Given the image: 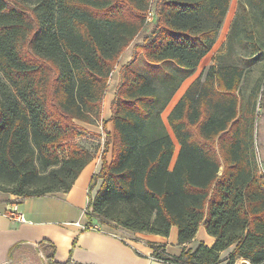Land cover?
<instances>
[{"label":"trees","instance_id":"obj_1","mask_svg":"<svg viewBox=\"0 0 264 264\" xmlns=\"http://www.w3.org/2000/svg\"><path fill=\"white\" fill-rule=\"evenodd\" d=\"M229 3L0 0V190L19 197L69 190L94 158L75 140L77 121L101 119L106 139L90 183L88 226L166 236L176 226L179 254L152 244L154 257L172 264H216L230 246L227 264H264V170L255 135L264 113L257 117L251 97L242 107L245 67L220 54L173 105L167 120L179 144L174 162L176 143L162 116L216 43ZM150 13L154 27L120 66L111 116L103 119L117 61L148 28ZM236 27L235 20L228 51ZM246 37L260 53L264 43ZM140 53L151 63H173L162 86L135 65ZM260 89L264 112V79ZM201 224L214 242L187 247ZM44 247L50 264H73L56 261L53 244Z\"/></svg>","mask_w":264,"mask_h":264},{"label":"crops","instance_id":"obj_2","mask_svg":"<svg viewBox=\"0 0 264 264\" xmlns=\"http://www.w3.org/2000/svg\"><path fill=\"white\" fill-rule=\"evenodd\" d=\"M220 43L222 42L218 43L217 39L212 49L203 57L198 73L194 74L196 70L183 80L182 84L186 85H180L179 89L183 90L177 100L201 74L206 64H217L213 55L218 51ZM246 77L244 73L240 91L237 92L243 108L247 107L254 86L253 81L252 87H243L247 81ZM263 113L261 110L259 114ZM111 123L109 121L107 127L113 131ZM260 123L264 143V116ZM108 158L111 159V151ZM101 165L102 152L82 169L69 190L56 194L19 197L12 192L0 190V264H50L44 247L50 244L55 246L54 259L62 263L69 261L73 264H172L156 259L152 244H164L168 251L179 254L183 244L178 242V230L173 234L174 226L166 236L146 231L132 232L123 228L110 230L105 226L84 229L76 223L89 221L86 211L90 183ZM99 185L100 182L94 187L92 194L98 190ZM16 202L24 220H16L9 215ZM214 240L215 237L201 224L195 238L187 243V247L196 248L202 241L211 245ZM233 247L222 251L223 259L216 264H227V256Z\"/></svg>","mask_w":264,"mask_h":264},{"label":"rangeland","instance_id":"obj_3","mask_svg":"<svg viewBox=\"0 0 264 264\" xmlns=\"http://www.w3.org/2000/svg\"><path fill=\"white\" fill-rule=\"evenodd\" d=\"M155 1V0H154ZM152 10H155V4L153 3ZM154 12V11H153ZM154 16V13H153ZM152 16L150 15V18H148V21H152ZM236 20L237 27L235 28L233 35H232V46L231 49L228 51L229 47V37L228 33L231 27V24ZM154 27L153 21L148 25V28L143 30L140 35H138L126 48L120 59L117 61V65L115 67V70L113 71V75L111 77L114 78V80L110 79L109 86L107 89L106 94L104 95V99L102 101V118L107 119L111 116V103L114 96V91L118 82L117 76H119V68L120 66L127 62L131 57L133 56V50L134 46L137 42H144V37L146 34H149ZM252 34L254 38L259 40L260 42L264 43V5L263 7H255L252 6L250 3H246L244 0H230L228 10L224 19V22L220 28L219 35H218V43H220V47L218 48V51L214 53V57L216 59V62L218 61V56L220 54H224V52H227L224 59L226 61H235L240 63L241 65H244L246 68V78L247 81L244 83L243 87L246 85L251 86V82L254 81V86L251 89V97L255 101V110L258 111L257 117L261 114V82L264 78V45L262 44V49L260 53L254 54L252 51V44L249 42V39H247L246 35ZM135 65L142 71H144L146 74L150 76L153 83H155L158 86H162V80L161 78L165 73H168L172 67L173 63L171 62H164V63H151L145 59L143 56V53H140ZM210 64H206L203 68V71L201 72L202 75L205 76ZM248 67V68H247ZM172 70V69H171ZM197 71L194 74L198 73ZM251 76L253 78L251 79ZM182 84V83H181ZM183 86L186 85V83L182 84ZM182 87V86H181ZM248 87V86H246ZM181 90L178 89V91L173 96L170 103L167 105V107L163 110L162 116L165 121V123L168 126V129L170 130L171 134L173 135L174 141L176 143V153L174 156V159L172 162H174L177 151L179 149V144L177 139L175 138L171 128L169 127L167 116L177 100ZM260 113V114H259ZM264 116V115H263ZM78 124L81 127V134H79L75 140L88 148L91 152H93L94 157L97 155H100V153L103 150L104 141L106 139V133L102 127V120H96L95 122H85V121H77ZM112 126V123L110 124ZM262 131L258 130V128L255 126V135H256V153L258 157V161L260 163V167L262 170H264V146L262 142ZM101 227L103 225L99 224ZM106 228H110L108 225H105ZM177 233V227L174 226L173 234L175 235ZM235 264H251L250 260L239 258Z\"/></svg>","mask_w":264,"mask_h":264},{"label":"built area","instance_id":"obj_4","mask_svg":"<svg viewBox=\"0 0 264 264\" xmlns=\"http://www.w3.org/2000/svg\"><path fill=\"white\" fill-rule=\"evenodd\" d=\"M150 15H151V13H150ZM150 15H149V18H150ZM9 215L12 218L16 219V220H24L25 219L23 213L20 212L19 209H18V203L17 202L14 204L13 209H11L9 211ZM76 223L81 225L82 228H84V229L87 228V227H90V228H101V226L99 224H97V223L92 224L91 226H88L86 223H82V222H79V221L76 222Z\"/></svg>","mask_w":264,"mask_h":264}]
</instances>
